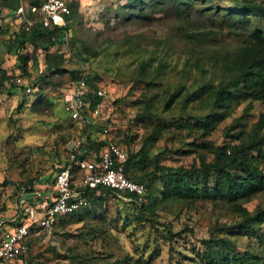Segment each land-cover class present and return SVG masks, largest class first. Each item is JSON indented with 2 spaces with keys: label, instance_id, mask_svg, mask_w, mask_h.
Listing matches in <instances>:
<instances>
[{
  "label": "rangeland",
  "instance_id": "374dc122",
  "mask_svg": "<svg viewBox=\"0 0 264 264\" xmlns=\"http://www.w3.org/2000/svg\"><path fill=\"white\" fill-rule=\"evenodd\" d=\"M131 1L136 2L130 8ZM173 2L76 0L74 27L63 44L49 49L50 54L61 55V72L46 70L48 54L43 49L27 44L25 49L7 53L0 42V66L12 78L0 92V236L9 229L7 220L15 209L14 198L9 197L14 185L26 178H36L35 185L39 184V178L51 174L67 155L66 142L74 126L65 120L62 102L73 84L70 72L89 76L104 92L102 116H108L120 130L131 126L146 134L159 122L200 118L215 109L210 96L222 72L221 58L234 52L249 31L234 29L236 23L221 16L236 11L235 0H189L178 8ZM256 2L264 5V0ZM140 3L146 17H141L137 8ZM131 9L133 15L126 17ZM248 17V27L264 32V18ZM18 55L27 58L26 73ZM142 64V72L154 77L150 86L146 85L149 79L140 74ZM43 74L50 81L40 79ZM11 83L17 86V94L6 92ZM187 94H195L196 100L187 101ZM225 113L226 117L201 137L184 128H169L150 147V154L157 156L160 164L172 167H188L201 158L209 161L210 151L190 146L195 136L212 146L229 140L238 143L231 135L240 131V137L246 138L257 117L264 118V103H231ZM96 122L94 135L98 128L103 129L101 120ZM100 129L99 138L103 137ZM140 146L137 140L130 149L136 152ZM124 202L112 198L106 206L83 212L80 220L71 224L57 222L48 233L40 230L27 264H105L123 259L131 264H203L198 256L203 241L216 238L230 239L236 251L248 250L264 257L259 239L234 227L243 217L232 204L159 201L156 226L163 230L167 225L172 234L165 239L148 223L138 225ZM240 205L249 214L264 212V193ZM225 228L234 233H224ZM256 231L264 233V221Z\"/></svg>",
  "mask_w": 264,
  "mask_h": 264
},
{
  "label": "trees",
  "instance_id": "16d2710c",
  "mask_svg": "<svg viewBox=\"0 0 264 264\" xmlns=\"http://www.w3.org/2000/svg\"><path fill=\"white\" fill-rule=\"evenodd\" d=\"M188 1L174 0L173 7L184 6ZM135 2L131 1L129 7L134 6ZM235 2H237L235 4L236 11L228 10L223 12L221 16H224L227 21L236 23L234 29H240L244 33L249 31V33H245L247 39L234 52L228 53L221 58L222 72L210 96L212 108L215 109L200 118H182L171 122V124L159 122L152 126L146 134L140 132V129L132 130L131 126L124 128L125 132L120 129L118 131L116 142L124 144L128 148V159L124 168V176L144 186V203L138 205L133 201L124 202L121 198L111 193L109 189L103 187L84 188L83 195L89 203L88 206L61 217L58 220L61 225L71 224L76 220H80L79 216L83 212L90 210L91 207L106 206L109 200L113 198L127 204L131 209L133 219L138 222V225L148 223L149 227H152L158 235L165 239H170L172 234L169 227L166 225V228L161 230L155 223L157 217L155 208L160 202L188 205L200 200L213 203L222 201L235 206L243 217V222L238 223L234 227H239L242 234L248 233V235L256 236L260 244L264 245V233L260 234L256 231L264 221V212L258 210L254 214H249L240 205V203L249 200L252 196L264 193V118L261 115L257 117L246 138L240 137V131L235 135H231V137L239 139L238 143L229 140L222 146H212L208 141L202 142L198 136H195V140L190 146L210 151L212 159L209 161L201 158L199 163H192L188 167H172L160 164L158 157L150 154V147L159 139L162 132L167 131L171 127L184 128L188 132L199 134L201 137L208 134L226 117L225 109L231 103H264V32L254 27L252 29L248 27L249 15L264 18V5L256 2V0H235ZM76 4L75 0L69 4L70 14L66 16L64 25L50 24L43 26L39 22L41 14L36 12L29 14V18L34 22L30 26L25 27L23 24H15L8 19V13L17 8L18 0H0V42L2 47L5 48L7 53L25 49L27 44L32 45L35 49H43L48 54L46 70L51 72L54 69L61 72L58 61L61 60V55L50 54L49 49L55 45L63 44L68 37L76 19ZM137 8L140 9L141 17H146V11L142 10L141 3L137 4ZM118 14L119 12H116V15ZM130 15H133L132 9L129 10L126 17ZM17 58L20 62L21 70L26 73L27 58L23 55H18ZM144 68L145 65L142 64L140 70ZM140 74L149 79L146 81V85L150 86V79L154 77L144 74L142 70ZM81 77L82 74L79 75L77 71L70 72L69 75L72 83L78 81ZM85 78L91 88L98 89L89 76L85 75ZM11 79L6 70L0 66V92L5 88L4 84L11 81ZM40 79L44 80V82L50 81L47 74H43ZM21 89L24 88L21 87ZM6 92L10 95L17 94V86L14 83L9 84ZM186 99L191 102L196 100V96L195 94H187ZM102 101L103 98L100 97L92 99L89 108L92 110L97 103ZM142 115L149 119L152 118L151 115H146L145 113ZM65 120L69 122V125L74 126V133L69 135L67 140L83 134V147L88 151L92 150L97 155L106 140L102 133L103 137L99 138V136H96L97 133H100V128L94 135L92 129L97 127V123H88L82 128L79 122L71 120L67 114H65ZM135 123L140 125L137 122ZM100 130L102 132V129ZM137 140L141 142V146L138 151L133 152L130 146ZM55 170L56 167L53 168L51 174L44 178H39L38 183L50 181ZM76 178L77 173L75 171L73 172V179L75 180ZM34 179L36 178H26V180L14 185V190L9 194V197L11 199L14 198L15 208L16 191L23 187L31 188L36 183ZM4 184L8 183L5 182ZM3 208L4 210L6 208L4 204ZM28 227L32 229L31 226ZM0 228H2V225H0ZM231 232L234 233L230 230L224 233L230 234ZM37 241L38 236H31L27 240L29 245L28 256L32 246ZM203 244V249L198 254L203 264H264L263 256L256 255L248 250L236 251L228 238L210 239L203 241ZM77 256L75 254L73 257ZM105 264L131 263L123 259Z\"/></svg>",
  "mask_w": 264,
  "mask_h": 264
},
{
  "label": "built area",
  "instance_id": "2783aa9c",
  "mask_svg": "<svg viewBox=\"0 0 264 264\" xmlns=\"http://www.w3.org/2000/svg\"><path fill=\"white\" fill-rule=\"evenodd\" d=\"M72 1L18 0L17 8L8 13V19L28 27L34 22L29 14L39 12V22L43 26L64 25ZM103 96L101 89L91 88L87 84L85 74L65 91L64 113L71 120L79 122L82 128L101 120L105 143L96 155L83 147V134L68 140L67 155L57 165L49 182L16 191V208L7 220L9 229L0 236V264H27V240L37 236L40 230L48 233L61 217L87 207L89 203L83 195L84 188L103 187L125 202L144 203V186L124 176L128 148L116 142L119 128L108 116H102V102L97 103L92 110L89 108L92 99ZM75 171L76 181L73 179Z\"/></svg>",
  "mask_w": 264,
  "mask_h": 264
},
{
  "label": "crops",
  "instance_id": "0c3cea01",
  "mask_svg": "<svg viewBox=\"0 0 264 264\" xmlns=\"http://www.w3.org/2000/svg\"><path fill=\"white\" fill-rule=\"evenodd\" d=\"M76 1V0H75ZM62 107H63V102H62ZM47 182H49V181H47ZM47 182H43V183H41V184H44V183H47ZM2 222L0 221V225H2L1 224ZM3 227V226H2ZM1 229V228H0Z\"/></svg>",
  "mask_w": 264,
  "mask_h": 264
}]
</instances>
